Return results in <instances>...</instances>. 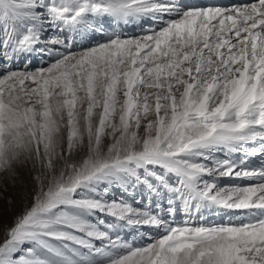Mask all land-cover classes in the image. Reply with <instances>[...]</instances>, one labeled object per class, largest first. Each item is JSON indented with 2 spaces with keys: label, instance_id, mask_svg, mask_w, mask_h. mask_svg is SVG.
Instances as JSON below:
<instances>
[{
  "label": "snow or ice",
  "instance_id": "6c2138e0",
  "mask_svg": "<svg viewBox=\"0 0 264 264\" xmlns=\"http://www.w3.org/2000/svg\"><path fill=\"white\" fill-rule=\"evenodd\" d=\"M129 24L148 28L78 44ZM35 53L47 66L21 70ZM251 157L264 158V0H0V179L28 184L0 211V264H264ZM135 226L157 234L128 242Z\"/></svg>",
  "mask_w": 264,
  "mask_h": 264
},
{
  "label": "rangeland",
  "instance_id": "374dc122",
  "mask_svg": "<svg viewBox=\"0 0 264 264\" xmlns=\"http://www.w3.org/2000/svg\"><path fill=\"white\" fill-rule=\"evenodd\" d=\"M135 23L139 24L140 22L136 21ZM147 28L148 25H145L144 28H140V27H133L132 24H129L127 27L85 28L83 29L81 36L77 37V41L79 45L91 47L107 40L109 35L113 32L123 33L124 36L140 35ZM47 62H48V58L46 56L42 57L40 54L35 53L28 60L18 61L17 63H18V67L21 70H23V68L26 66L28 70L31 71V70H35L38 67H42V66L46 67ZM27 189H28V184L22 178L18 177L16 181L9 179L7 180V182L0 179V211H4L5 213L10 215L14 210H18V208L22 205L24 201V197L27 194ZM139 193L140 191L139 189H137L135 194H139ZM110 196L117 200L121 198L127 199L125 190L119 186H117L115 189L110 190ZM142 202L145 201L142 200ZM13 205H15V209ZM179 216L181 218L183 215L179 214ZM152 230L154 231V229L135 226L133 227V229H129L128 231H125L123 229L120 234L128 242L135 241L137 242V244H143L147 242V238L149 237L155 238L156 233H154ZM125 233H127V235H125Z\"/></svg>",
  "mask_w": 264,
  "mask_h": 264
},
{
  "label": "bare ground",
  "instance_id": "6f19581e",
  "mask_svg": "<svg viewBox=\"0 0 264 264\" xmlns=\"http://www.w3.org/2000/svg\"><path fill=\"white\" fill-rule=\"evenodd\" d=\"M187 2L190 3V4H198V5H201V4L207 3L208 0H187ZM230 2H231V0H222V3H224V4H229ZM261 162H264V158H261V157H251V158H248L249 167H253V166L259 167V164ZM225 179H228V178H225ZM125 193H126L127 199H129L130 197H133L134 196L136 198V200L139 201V205H143L145 203V202H142V199L140 198V195H139L140 193L139 194H135V192H132L131 190H128ZM205 215L208 216L211 221L221 222V216L223 214L221 213V214L217 215V214H213V213L207 212ZM183 218H184L183 216L180 218L179 214L176 216V220L178 222L180 220H182ZM228 218H229L228 216H223V219L225 221ZM129 229H133V227H130V228L129 227H126V228H124L125 231H128ZM153 232L156 233V230L154 229Z\"/></svg>",
  "mask_w": 264,
  "mask_h": 264
}]
</instances>
